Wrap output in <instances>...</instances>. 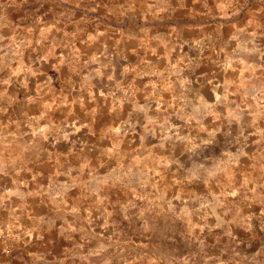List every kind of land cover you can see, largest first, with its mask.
<instances>
[{
  "label": "rangeland",
  "instance_id": "rangeland-1",
  "mask_svg": "<svg viewBox=\"0 0 264 264\" xmlns=\"http://www.w3.org/2000/svg\"><path fill=\"white\" fill-rule=\"evenodd\" d=\"M0 264H264V0H0Z\"/></svg>",
  "mask_w": 264,
  "mask_h": 264
}]
</instances>
